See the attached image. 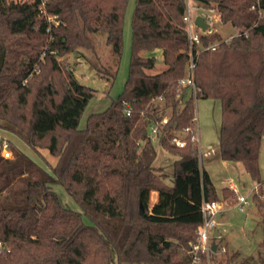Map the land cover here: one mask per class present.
<instances>
[{
	"label": "trees",
	"instance_id": "1",
	"mask_svg": "<svg viewBox=\"0 0 264 264\" xmlns=\"http://www.w3.org/2000/svg\"><path fill=\"white\" fill-rule=\"evenodd\" d=\"M187 1L135 0L123 90L80 129L96 92L76 81L64 57L93 51L92 36L103 35L113 68L97 71L111 85L128 0H0V131L56 159L46 169L0 138V264H193L202 204L220 199L191 133L181 136V148L171 141L194 125L198 98L220 103V159L241 163L261 189L264 0H191L237 30L228 42L218 33L201 35L192 50ZM191 62L193 87L182 86ZM152 125L160 147L176 157L169 184L153 167ZM4 143L9 159L1 155ZM54 184L81 212L61 205ZM152 192L157 201L149 207ZM231 195L222 189V200ZM253 201L264 223V193Z\"/></svg>",
	"mask_w": 264,
	"mask_h": 264
},
{
	"label": "rangeland",
	"instance_id": "2",
	"mask_svg": "<svg viewBox=\"0 0 264 264\" xmlns=\"http://www.w3.org/2000/svg\"><path fill=\"white\" fill-rule=\"evenodd\" d=\"M13 2H23L26 0H8ZM135 0H128L127 8L123 20V46L122 55L118 65L117 74L110 85L104 79V75L97 70L105 66L112 67L110 47L105 44L103 35L95 34L92 36L94 43V50L79 49L78 51L65 56L64 64L73 71L76 81L83 86L89 87L96 92V96L88 103L83 116L79 123V128L85 126L86 118L89 114L99 113L105 110L111 101L115 99L123 90V86L127 79L130 49H131V15L134 9ZM189 16L192 20L201 16L204 21L208 23L209 29L212 33H218L228 42L233 36L237 34V30L231 28L228 24H222L217 11H210L200 7L197 3L188 0ZM198 32V30H196ZM156 71H161L164 66L162 59L157 54ZM96 65L98 69H94ZM170 113L167 114L166 118ZM194 116L196 124V138L195 141L200 164L209 174L211 182L213 183L217 195L220 199L218 202L221 209L212 217L214 229L219 231L221 237L210 239L211 243L216 244V251L214 252V259L216 262L210 261V254L208 259L205 258V263L209 264H264V247L260 244L264 241V223L261 220V215L253 201L255 193H264V138L261 142L258 164L260 169V176L262 180L261 189H257L256 183L246 173L241 163L227 164L219 157L218 149V131L221 120V106L217 101L198 98L194 100ZM1 139H9L15 143L22 152L31 157L36 163L44 168L53 166L56 159L48 154L45 150H39L40 157L22 141L15 136L0 131ZM149 137L152 147L155 151L156 157L153 161V167L159 171L160 174L167 178L165 182L170 183L172 174V162L176 157L167 153L158 144L159 134L151 132L149 128ZM229 183L235 186V191L228 187ZM228 188L232 195L228 199L222 200V189ZM52 191L57 195L61 205L73 211L81 212L79 205L70 197L64 188L59 184L51 186ZM242 196L246 199L243 210L239 209L237 198ZM157 201V194L152 192L149 195L148 205L151 207ZM83 221L90 224L89 220L83 216ZM212 247V246H211Z\"/></svg>",
	"mask_w": 264,
	"mask_h": 264
},
{
	"label": "built area",
	"instance_id": "3",
	"mask_svg": "<svg viewBox=\"0 0 264 264\" xmlns=\"http://www.w3.org/2000/svg\"><path fill=\"white\" fill-rule=\"evenodd\" d=\"M186 7L187 8H186V13L183 17V22L185 24V31L187 33V37L189 40V47L192 50L195 47L199 48L201 35H209L213 33L210 31L209 25H208V23L211 20L210 18H208V21H207L208 22L207 29L205 31H202L200 28H198L194 24V20H192L191 17L189 16V11H188L189 5L187 4ZM210 11H214V9H211ZM53 19L54 18L49 17L48 21H51ZM196 30H198V32H196ZM211 48H214V47L212 46ZM192 69H193V63L191 62V65H190L191 72L189 76L186 79H183L180 81V84L182 86L193 87ZM165 123H166V120L165 119L162 120L161 124H165ZM150 128H151V132L155 133L157 136L158 131H157L156 126L152 125ZM196 130H197L196 124L194 122V125L192 127H187V128H184L182 131L177 132V135L172 139L171 142L179 148L183 147L185 145V142L181 138V136H184L187 133H191V141L197 142L198 140L196 138ZM1 155L3 156V158H6V159H9L11 156L6 143H4L1 146ZM237 203H238L239 209L243 210L244 204L246 203V199L242 196H238ZM220 209H221L220 204L217 202L202 204L201 212L203 215V226L198 233L197 244L192 248V251L190 252L193 255V264H204L200 261L198 257V253L204 255L208 259L209 254L212 252L211 246L213 243L210 242V239L211 237L213 238V234L215 230L212 217L216 213H218ZM206 264H209V263H206Z\"/></svg>",
	"mask_w": 264,
	"mask_h": 264
},
{
	"label": "water",
	"instance_id": "4",
	"mask_svg": "<svg viewBox=\"0 0 264 264\" xmlns=\"http://www.w3.org/2000/svg\"><path fill=\"white\" fill-rule=\"evenodd\" d=\"M194 24L200 28L202 31H205L207 29V23L204 21V18L199 16L197 18H195L194 20ZM218 234H217V231L215 230L214 231V234H213V238H217ZM212 252H215L216 251V244H212V248H211Z\"/></svg>",
	"mask_w": 264,
	"mask_h": 264
},
{
	"label": "crops",
	"instance_id": "5",
	"mask_svg": "<svg viewBox=\"0 0 264 264\" xmlns=\"http://www.w3.org/2000/svg\"><path fill=\"white\" fill-rule=\"evenodd\" d=\"M158 54L160 55V58L162 59L161 54H160V53H158ZM224 162H225V161H224ZM226 163H227V164H232V162H226ZM228 187L235 191V186H234L232 183H229ZM215 230L217 231V234H218L217 237H221V235H219V231H218L217 229H215ZM215 230H214V231H215Z\"/></svg>",
	"mask_w": 264,
	"mask_h": 264
}]
</instances>
